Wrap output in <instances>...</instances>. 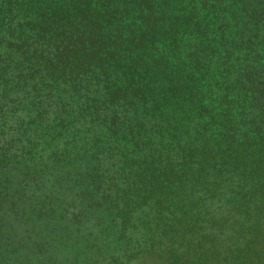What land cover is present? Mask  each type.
<instances>
[{"label":"trees","instance_id":"obj_1","mask_svg":"<svg viewBox=\"0 0 264 264\" xmlns=\"http://www.w3.org/2000/svg\"><path fill=\"white\" fill-rule=\"evenodd\" d=\"M264 264V0H0V264Z\"/></svg>","mask_w":264,"mask_h":264},{"label":"rangeland","instance_id":"obj_2","mask_svg":"<svg viewBox=\"0 0 264 264\" xmlns=\"http://www.w3.org/2000/svg\"><path fill=\"white\" fill-rule=\"evenodd\" d=\"M133 264H166L163 260L158 259L156 256H148L142 260H137Z\"/></svg>","mask_w":264,"mask_h":264}]
</instances>
